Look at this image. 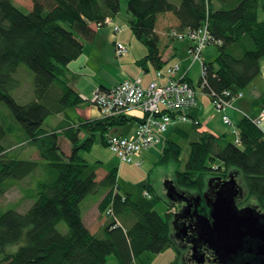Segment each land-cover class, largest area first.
Here are the masks:
<instances>
[{"label":"trees","instance_id":"obj_1","mask_svg":"<svg viewBox=\"0 0 264 264\" xmlns=\"http://www.w3.org/2000/svg\"><path fill=\"white\" fill-rule=\"evenodd\" d=\"M33 3L30 11H24L14 0H0V103L11 109L26 133L12 144L10 128L0 119V197L15 181L31 179L37 184L27 187L34 202L26 212L0 209V264H109L110 256L118 264H144L141 256L146 251L159 253L177 246L174 212L143 211L130 193L114 191L119 188L116 168L99 180L98 167L80 156L81 149H91L97 130L107 145L105 132L133 118L120 115L77 124L67 114L82 101L67 78V67L83 53L85 41L95 39V27L120 14L121 0ZM127 11L133 16L130 28L148 48L138 60L142 66L151 62L156 71L165 68L170 60H164V50L176 39L172 31L196 29L207 22L218 54L213 61L204 59L198 82L203 92L235 95L260 73L264 0H128ZM168 12L175 15L178 26L164 44L157 29L159 17ZM22 64L34 73V98L26 103L12 94L26 72L20 70ZM53 114H64L66 119L58 128L48 129L45 121ZM236 125L240 145L210 132L191 141L188 158L183 169L175 170L173 183L191 196L207 190L209 181L215 184L218 177L232 174L243 184L242 204L264 210V132L246 116ZM61 136L72 144L69 155L61 148ZM25 142L36 148L39 159L18 157L14 149ZM182 151L180 144L168 139L158 162H180ZM101 186L111 189L100 210L107 215L113 206L114 214L107 215L103 233L93 234L84 222L81 202ZM126 212L125 221L136 218L131 225L121 217ZM61 222L67 224L66 232L60 229Z\"/></svg>","mask_w":264,"mask_h":264},{"label":"rangeland","instance_id":"obj_2","mask_svg":"<svg viewBox=\"0 0 264 264\" xmlns=\"http://www.w3.org/2000/svg\"><path fill=\"white\" fill-rule=\"evenodd\" d=\"M125 2H128V0H121L123 6L120 12V18L122 19V21L130 24L129 21L132 18V15L128 13L127 4L125 7ZM14 3L24 11H30L34 4L33 0H14ZM175 19V15L171 12H168L167 15H161L159 17L158 23L159 30L166 26L167 21L168 24H173L171 26L172 28H174ZM122 27H124V25ZM132 33L133 30L128 25V29L126 28L123 34H125L126 36ZM125 36H123V38H121V41H119L122 42L127 49L129 48V54H124V56H131L132 54L139 55V53H148L147 46L142 41L137 39V37H135L134 41L131 42L130 39L126 38ZM172 42L174 43L173 46H176L180 49L179 56L176 58L181 64L182 70L180 75H183L187 68L191 67L190 74H192L193 83L197 88V95H206V97L209 96L207 93L203 92L202 88H200V86L198 85L200 77L202 76V63L199 61L200 64L196 62V64H192L193 60L188 57L189 44L187 43V41L174 39V41ZM103 46L106 49L107 45L105 43L103 44ZM217 54L218 46L215 43H210L203 50V57L207 61H213V59L217 57ZM187 57L189 58L188 60ZM20 68L21 71H26L27 73L22 72L20 84L16 89L12 91V94L18 102L26 103L34 98V73L26 64H22ZM108 70L110 71V73H115L117 75V78L122 77V71L119 69V67L108 66ZM100 78V74L99 76H95V78H87L82 82V84L79 85L80 91L87 94V98L91 99L93 96V89L91 88L100 81ZM67 114L75 119L74 116L76 115V112L73 108L69 109ZM0 119L7 127L10 128L9 139L12 144L20 142L26 136L23 125L14 117L11 109L5 103H0ZM64 119H66V116L64 114L50 115L46 118L45 127L48 129L58 128L61 124H64ZM190 122L191 121H189L188 124L192 123ZM135 125L136 124L134 121L128 122L127 124H122L117 126L116 128H110L105 132V135L107 137L108 134L112 133L127 134V131ZM172 132L173 131L171 130L168 132V134H174ZM233 132L234 129L232 126H230V131L228 132V139L230 141H235V135ZM102 135L103 132L101 130H97L95 132V139L91 149L80 150V156L82 158L87 160L90 164L96 165L98 167L97 170L99 177L116 168L119 193H130L133 201L138 204L143 211L157 209L162 212L163 210L169 209V211L174 212L176 204H174L173 206L169 205L170 200L167 196L166 181L174 179L176 169H183L190 152L191 141H196L199 138V133L197 132V130L194 127H191L188 136L176 134L174 135L172 140H175L178 144H180L183 149L181 161L176 162L172 160L167 163L158 162V160H160V158L162 157L164 149L166 147V139H163V141L159 144H155L150 148L143 150L140 154L134 157V162L129 163L122 162L119 157L109 148V146L103 143ZM60 145L62 150L67 155L71 154L72 144L65 136L60 137ZM14 150L18 152V157L22 159H39L40 157L36 148L33 145H29V143L27 144L26 142L23 144V147H17ZM139 162H141L140 166L137 165V163ZM42 176L44 177V173L42 174ZM237 179L240 182V179L238 177ZM36 185V182H32L31 179L13 182L9 190L0 197V209L4 210L7 208H14L18 211L26 212L34 202L33 199L31 200L28 198V188L29 186L35 187ZM241 185L243 187L242 183ZM103 188L104 186H101L97 193L89 195L87 199H85V201L82 203V206L85 207L87 204H89L91 207H93L94 205H96L97 199L102 195L103 190H106ZM146 192H150L152 197L146 195ZM126 215L127 212L121 214L123 220ZM135 219V216H133L124 221L127 222V225H131L133 224ZM60 229L61 231L66 232L67 224L65 222H61ZM187 251L188 250H186V248L184 250L181 246V243L177 241V246H171L159 253L146 251L142 254L141 258L144 264H194L191 260L188 259ZM109 264H118L114 256L109 257Z\"/></svg>","mask_w":264,"mask_h":264},{"label":"crops","instance_id":"obj_3","mask_svg":"<svg viewBox=\"0 0 264 264\" xmlns=\"http://www.w3.org/2000/svg\"><path fill=\"white\" fill-rule=\"evenodd\" d=\"M127 3L128 2H125V7ZM122 6L123 4L121 3V9ZM132 19L133 16L130 21ZM174 23V28H177L178 22L176 19L174 20ZM123 25L124 27H122ZM128 25L130 26V24L122 21L119 14L118 16L108 20L105 25L95 27V39L92 41L86 40L83 53L77 59L69 63L67 67V78L82 99V101L74 109L76 112V115L74 116V122H76L77 124H79L80 122L102 118L101 111L97 107V105L92 102V98H87V94L80 91L79 89V85L82 84V82L87 78H95V76H99V74L101 75L100 81L91 88L93 89L92 93L94 92V89L96 90V88L110 89L128 77L141 78L143 80V86H147L152 80L155 79L156 67L151 62L145 63L144 66L138 63V60L143 58L146 53H139V55L132 54L131 56H119L117 54V42L121 41V38L125 36V34L123 33L125 32L126 28L128 29ZM171 25L173 24H168L167 21L165 27H163L161 30H159V28L157 29V32L160 34V36L163 37L161 39L163 40L164 44H168L171 39L169 36L170 30L172 29ZM117 26H121L122 30L116 31L115 28ZM125 37L129 38L130 41L133 42L136 35L133 32L132 34H128ZM186 41L190 46V42L188 40ZM104 43L107 45L106 49L103 46ZM173 45L174 43L171 42L166 49L164 48V60H170L167 66L178 61L176 58L179 56L180 49ZM127 53L129 54V48ZM188 57L187 60L190 58ZM190 59L192 60V58ZM195 62L200 64L199 61H193L192 64H196ZM259 65V75L250 85H248V87L243 90V96L235 98L233 100L232 106L219 111L214 106L210 96L206 97L205 94V96L198 95L197 108L188 110V112L191 113L192 117H195L199 120V125H194L191 122V124H188V122L177 121L169 129V131L172 130V133L174 134L170 135L168 134V131L166 134H164V136H162L161 142L163 141V139H166V141L168 139L172 140L175 134L184 136L187 134L186 136H188L191 127H194L199 134L201 132H210L217 136H226L228 138L230 126L225 124L223 120V117L225 115H227L234 124H237L243 117H245V115L257 118L259 116L260 110L263 108L262 104L264 101V58L260 59ZM108 66L119 67V69L122 71V77L117 78V75L115 73H110V71L108 70ZM190 68L191 67L187 68L185 73L187 79L193 83V77L192 74H190ZM142 115L143 112H141L140 109H134L126 115L129 118H133L128 122L134 121L136 124L127 131L126 135H130L136 130L135 128L137 127L138 121ZM117 126L119 125L113 126L111 128H116ZM262 130L264 132V122ZM107 174L108 173L104 174L98 179L102 180ZM103 189L106 190H103L102 195L97 199L96 205H94L93 207H91L89 204H87L85 207L82 206V203L85 201V199H87L88 196L81 202V210L84 222L93 234L103 233L108 223V217L101 212L100 205L109 194L111 188L104 186ZM177 206L178 205H176V208Z\"/></svg>","mask_w":264,"mask_h":264},{"label":"built area","instance_id":"obj_4","mask_svg":"<svg viewBox=\"0 0 264 264\" xmlns=\"http://www.w3.org/2000/svg\"><path fill=\"white\" fill-rule=\"evenodd\" d=\"M115 30L121 31L122 27L117 26ZM172 36L179 40H188L190 42L189 57L193 61H200L204 65L203 50L213 40L207 22L196 29L174 30ZM116 50L119 56L128 52L126 46L120 42L117 43ZM181 70V64L177 61L157 70L156 78L147 86H143L141 78L128 77L110 89L96 88L94 90L92 102L100 109L102 118L127 115L134 109H140L143 112L136 130L132 134L113 133L107 136V145L122 162L132 163L136 155L160 143L162 136L177 121H191L194 125H199V120L192 117L191 113L188 112V110L198 106L197 88L187 79L186 73L180 75ZM202 72L204 74L203 68ZM241 96H243V91L235 95H232L230 91L220 95H210L214 106L219 111L232 106L233 100ZM245 116L262 129L264 107L260 110L257 118L249 115ZM223 120L225 124L233 127L235 143L240 145V131L237 125L227 115L223 117ZM137 165L140 166L141 162ZM114 191L119 192V188L115 186ZM145 194L152 197L150 192ZM113 214V206H110L107 215L111 216Z\"/></svg>","mask_w":264,"mask_h":264},{"label":"water","instance_id":"obj_5","mask_svg":"<svg viewBox=\"0 0 264 264\" xmlns=\"http://www.w3.org/2000/svg\"><path fill=\"white\" fill-rule=\"evenodd\" d=\"M166 188L169 200L186 203L183 209L174 214L173 225L177 228L182 210L191 207L192 195L178 189L173 180L166 181ZM242 189L234 177L224 181L216 190L212 202L208 203L210 215L198 211L203 196L199 194L194 197L198 201V240L214 251L221 264H264V212L254 205L238 206L236 198ZM196 251L194 246L192 257L198 263L204 262V258L199 259L195 254Z\"/></svg>","mask_w":264,"mask_h":264},{"label":"flooded vegetation","instance_id":"obj_6","mask_svg":"<svg viewBox=\"0 0 264 264\" xmlns=\"http://www.w3.org/2000/svg\"><path fill=\"white\" fill-rule=\"evenodd\" d=\"M231 177H234L238 185L242 186L241 183L238 181L237 177L234 175L230 174L228 177H218V180H215V184L212 182H208V188L202 193H196L192 194V198L190 199V204L191 207L185 208L182 210V215L179 218L180 220L176 223L177 228L174 227L173 223V232L176 240L181 243V246L183 249L188 250V259L191 260L194 264H221L219 262V259L217 255L214 253V251L208 247L207 244H204L202 241L198 240L199 238V232L200 228L198 227V219H197V213H196V205L198 204V201L194 199L195 196L201 194L203 197L201 199L200 204L198 205V211L201 214L204 215H210V207L208 206V203H211L216 190L222 185L224 181L230 180ZM243 188V187H242ZM243 191L240 192L239 196L236 198L237 204L239 207H243L248 205V203H243L241 200L243 199V193H244V188L242 189ZM206 194V196H205ZM177 208L175 207L174 214L179 212L181 209L186 206V203H175ZM262 212H264L263 209H260ZM179 233V235L177 234ZM194 246H196V251L195 253L198 258H204V262L198 263L196 259L192 257L194 253ZM192 248V249H191ZM204 255V256H201ZM184 261V257H183Z\"/></svg>","mask_w":264,"mask_h":264}]
</instances>
